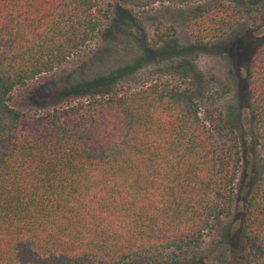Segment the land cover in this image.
I'll return each mask as SVG.
<instances>
[{
    "label": "trees",
    "instance_id": "obj_1",
    "mask_svg": "<svg viewBox=\"0 0 264 264\" xmlns=\"http://www.w3.org/2000/svg\"><path fill=\"white\" fill-rule=\"evenodd\" d=\"M256 11L233 2L196 10L190 35L195 44L221 37L244 12L263 16ZM108 17L99 0H0V264H121L144 254L190 264L176 251L187 255L212 220L233 213L241 150L214 106L220 91L154 78L118 92L124 66L89 80L81 101L31 115L11 104L15 88L63 64ZM174 32L156 21L148 46L181 52ZM247 84L261 157L243 201L240 258L264 264V41ZM200 103L212 106L205 118Z\"/></svg>",
    "mask_w": 264,
    "mask_h": 264
},
{
    "label": "rangeland",
    "instance_id": "obj_2",
    "mask_svg": "<svg viewBox=\"0 0 264 264\" xmlns=\"http://www.w3.org/2000/svg\"><path fill=\"white\" fill-rule=\"evenodd\" d=\"M99 2L108 9L109 16L103 31L60 66L41 73L23 87L15 88L11 104L31 115L81 101L87 92L80 89L89 80L106 76L124 66L123 76L114 85L118 92L140 87L154 78L168 79L181 85L191 84L194 88L205 89L206 93L220 91L222 94L214 106L220 109L225 122L234 128L241 150L235 181V208L230 217L211 221L203 230L202 242L189 249L186 252L188 256L183 254L185 251H176V257H192L190 264H241L242 206L250 189V172L259 168L261 157V150L253 140L247 72L255 46L264 41V0H202L193 5L156 2L141 8L123 7L114 0ZM220 2H233L242 9L252 6L258 15L263 16L254 19L244 12L221 37L195 44L188 27L194 11L206 10ZM156 21L174 27L173 43L170 44L180 47L181 52L148 46ZM132 64L137 66L136 69ZM105 88L110 90L111 86L106 85ZM211 107L200 103L201 117L205 118ZM222 139L223 136L217 134V140L221 142ZM164 259L144 254L121 264H159ZM168 264L176 263L170 260Z\"/></svg>",
    "mask_w": 264,
    "mask_h": 264
}]
</instances>
